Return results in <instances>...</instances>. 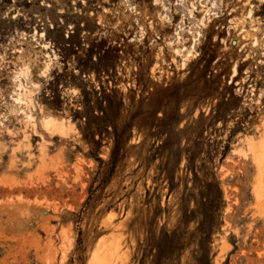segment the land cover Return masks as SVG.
<instances>
[{
  "label": "rangeland",
  "instance_id": "obj_1",
  "mask_svg": "<svg viewBox=\"0 0 264 264\" xmlns=\"http://www.w3.org/2000/svg\"><path fill=\"white\" fill-rule=\"evenodd\" d=\"M106 263L264 264V0H0V264Z\"/></svg>",
  "mask_w": 264,
  "mask_h": 264
},
{
  "label": "trees",
  "instance_id": "obj_2",
  "mask_svg": "<svg viewBox=\"0 0 264 264\" xmlns=\"http://www.w3.org/2000/svg\"><path fill=\"white\" fill-rule=\"evenodd\" d=\"M107 102L106 106H103L104 102ZM111 102L110 94L105 93V91H102L100 96H95V100L93 99H86L84 102V107L87 112H93L94 110H99V112L105 113L106 109L109 107V104ZM85 129L82 130L84 133V138L88 140L90 143H96L97 145H100V139L95 140V134L98 133L101 134L102 130L100 129V126L96 125L93 127H89V121L88 123H85ZM118 150V143L115 141V145L112 149V156H115L116 152ZM98 161V158H96ZM194 171V170H193ZM195 173V172H194Z\"/></svg>",
  "mask_w": 264,
  "mask_h": 264
},
{
  "label": "bare ground",
  "instance_id": "obj_3",
  "mask_svg": "<svg viewBox=\"0 0 264 264\" xmlns=\"http://www.w3.org/2000/svg\"><path fill=\"white\" fill-rule=\"evenodd\" d=\"M175 50H176V52H178V49H177V48H176ZM46 121H47L48 123H51V122H49L48 119H46ZM50 121H51V120H50ZM101 259H102V258H101ZM101 259L99 260L100 262H102ZM106 264H107V263H106Z\"/></svg>",
  "mask_w": 264,
  "mask_h": 264
}]
</instances>
